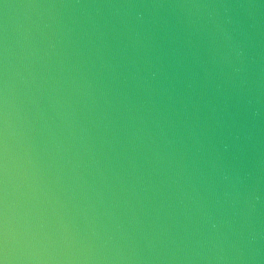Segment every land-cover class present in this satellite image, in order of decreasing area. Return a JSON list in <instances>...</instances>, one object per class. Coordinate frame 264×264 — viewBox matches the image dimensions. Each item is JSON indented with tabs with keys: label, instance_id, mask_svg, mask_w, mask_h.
I'll return each instance as SVG.
<instances>
[{
	"label": "clouds",
	"instance_id": "1",
	"mask_svg": "<svg viewBox=\"0 0 264 264\" xmlns=\"http://www.w3.org/2000/svg\"><path fill=\"white\" fill-rule=\"evenodd\" d=\"M0 264H264V0H0Z\"/></svg>",
	"mask_w": 264,
	"mask_h": 264
}]
</instances>
